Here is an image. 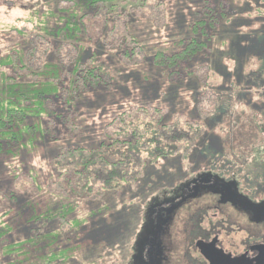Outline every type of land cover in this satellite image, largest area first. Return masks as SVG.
<instances>
[{
    "label": "rangeland",
    "instance_id": "rangeland-1",
    "mask_svg": "<svg viewBox=\"0 0 264 264\" xmlns=\"http://www.w3.org/2000/svg\"><path fill=\"white\" fill-rule=\"evenodd\" d=\"M78 6L80 0H0V60L23 58L24 67L0 65V99L6 85L42 80L37 74L48 63L67 86L76 42L55 33L66 15L62 9ZM94 6V15L77 11L78 44L99 54L109 86L73 100L68 114L62 91L58 107L46 102L45 109L59 108L68 118L65 125L43 114L47 139L36 135L29 143L24 136L10 154H0V229L7 226L14 242L55 232L51 249H69L56 264H130L149 200L191 175L237 174L246 191L256 185L257 197L264 196V0H112ZM201 23L206 27L195 36L193 25ZM193 37L207 43L204 51L169 78L153 57L175 53L180 40ZM121 38L133 49L130 57L119 55ZM160 120L170 133L158 132V143L171 147L165 152L172 155L156 160L150 155L156 144L139 147L132 175L125 176L136 181L102 193L96 183L83 195L75 180L70 187L58 184L53 173L59 153L93 148L138 122L155 127ZM30 216L45 218L30 223Z\"/></svg>",
    "mask_w": 264,
    "mask_h": 264
},
{
    "label": "trees",
    "instance_id": "trees-1",
    "mask_svg": "<svg viewBox=\"0 0 264 264\" xmlns=\"http://www.w3.org/2000/svg\"><path fill=\"white\" fill-rule=\"evenodd\" d=\"M80 2L82 6H78L77 10L62 9L66 15L61 19L62 27L55 33L56 36L62 35L65 40L76 42L72 46L77 52V57L68 67L70 78L67 86H63L64 78L59 74V70L50 63L44 65L45 69L37 74L43 78L42 80L39 81L38 79V81L26 86H20L19 83L4 86V90H2L3 98L0 99V154H10L9 148L11 147L14 150L16 145L20 146L24 136L29 138V143L35 141L36 135L37 137L40 136V141L47 139L44 124L41 121L43 114L47 115V119L52 120L54 124L65 125L63 121H67L68 118L59 108L58 110L49 108L51 111H47V114L45 109L46 102H50L52 105L56 104L55 106L58 107L57 102L61 98L62 91L67 92V95L64 94V103L68 108H65L64 112L68 114L74 108L72 107L73 100L82 98L85 92L89 91L95 94L109 86L108 78H105L101 65L97 63L99 54L78 44L81 41V37H79L81 34L79 24L81 20L77 11L81 7V9L87 10L89 13L92 12L91 14L94 15L96 11L94 5L97 2L107 4L112 0H80ZM109 20L111 19L107 17V21ZM193 27L196 36L200 34L206 25L201 23L200 25H193ZM42 28L48 34V30ZM130 40L136 43L134 38ZM121 43L123 48L118 50L119 55L130 57L133 54V49L126 47L124 38H121ZM206 44V42L199 41L194 37L183 39L178 42L181 47L179 51L170 55L159 53L152 60L156 66L165 68L169 72L168 76L170 78L176 73L181 74V69L183 67L186 69V65L193 57L200 56L199 54L204 51ZM248 47L250 49V46ZM22 62L23 58L15 63L8 56L0 60V65L5 68L17 66L18 69H22L24 68L21 66ZM12 71H14L13 68ZM7 79L15 80L13 76L7 77ZM34 118L37 122H34ZM165 127L168 126L164 125L161 120L155 127H152L150 123L145 125L138 122L136 127L125 130L123 135L116 138L107 136L106 142H100L96 147L78 146L68 148L62 154L59 153L63 161H56L53 175L57 178L58 184L62 183L63 186L70 187V182L75 180L77 186L79 185L81 188L80 193L82 195L84 192L90 191L96 183L100 184L98 188L101 193L120 189L124 182L136 181L137 176L134 177V180L126 179L125 176L131 174V166L139 158V147L150 146V142L156 144L157 146L153 147V153H150L156 160L165 159L168 155H172L171 152H165L166 149L170 150L171 147L161 146L156 136L161 131L165 135H169L170 132L165 133L167 132ZM175 135L173 134V140H175ZM160 138L164 139L165 137L161 135ZM15 200H17L16 197ZM40 216H30L28 222L32 223L37 219L45 218ZM3 228L0 229V264H24L25 261L27 263L33 261V264H36L37 260L41 264H56L59 260H64L67 257L66 253L69 249L62 250L61 248L57 252L51 249V246L58 241V235L55 232L50 231L43 235L34 234V236L27 237L24 241L14 242L10 241L9 234L5 231L8 227L4 226ZM42 246L48 248V251L42 253L43 248H40Z\"/></svg>",
    "mask_w": 264,
    "mask_h": 264
},
{
    "label": "flooded vegetation",
    "instance_id": "flooded-vegetation-1",
    "mask_svg": "<svg viewBox=\"0 0 264 264\" xmlns=\"http://www.w3.org/2000/svg\"><path fill=\"white\" fill-rule=\"evenodd\" d=\"M237 176L203 172L152 197L130 264H264V196Z\"/></svg>",
    "mask_w": 264,
    "mask_h": 264
}]
</instances>
